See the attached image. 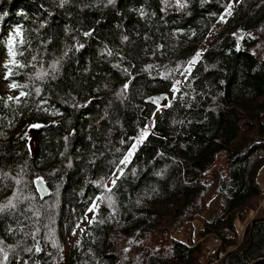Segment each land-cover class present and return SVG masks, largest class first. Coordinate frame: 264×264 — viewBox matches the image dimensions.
<instances>
[{
	"label": "trees",
	"instance_id": "1",
	"mask_svg": "<svg viewBox=\"0 0 264 264\" xmlns=\"http://www.w3.org/2000/svg\"><path fill=\"white\" fill-rule=\"evenodd\" d=\"M262 165L264 0H0V264L264 260Z\"/></svg>",
	"mask_w": 264,
	"mask_h": 264
},
{
	"label": "rangeland",
	"instance_id": "2",
	"mask_svg": "<svg viewBox=\"0 0 264 264\" xmlns=\"http://www.w3.org/2000/svg\"><path fill=\"white\" fill-rule=\"evenodd\" d=\"M227 17V14L223 15V19H225ZM12 33H16L14 31H12ZM10 37H8L5 41V48L2 50V64L8 62L10 60V57H11V47H10ZM1 72H3V65L1 67ZM1 88H2V91L7 94V95H11V90H12V87L5 81L3 80V77H2V82H1ZM176 88H173V93L175 92ZM171 91V92H172ZM17 92H12V96H14ZM172 96V95H171ZM145 136V135H144ZM144 136H142L135 144L134 146L131 148V150L129 151L128 155L126 156L125 160H124V163H127L132 154L134 153L136 147L139 145L140 141L143 140ZM264 168V167H263ZM263 168L261 169L260 173L262 172ZM116 177V175L114 176ZM259 178V177H258ZM39 194V193H38ZM264 200V192H262V194L256 198L255 202L256 203H261L262 201ZM220 207H221V197L220 195H217V197H215L209 204V207L207 209L206 212L200 214L197 216L196 220H195V232L198 230L199 228V221L204 217V216H212L216 213L219 212L220 210ZM244 227H245V222H239L238 223V230L240 233L243 234L244 232ZM178 236L180 238H184L185 237V234L184 232L183 233H180L178 234Z\"/></svg>",
	"mask_w": 264,
	"mask_h": 264
},
{
	"label": "water",
	"instance_id": "3",
	"mask_svg": "<svg viewBox=\"0 0 264 264\" xmlns=\"http://www.w3.org/2000/svg\"><path fill=\"white\" fill-rule=\"evenodd\" d=\"M36 187L42 199H45L47 196H49L50 189L45 181L36 180ZM252 264H264V260H258L256 262H253Z\"/></svg>",
	"mask_w": 264,
	"mask_h": 264
},
{
	"label": "built area",
	"instance_id": "4",
	"mask_svg": "<svg viewBox=\"0 0 264 264\" xmlns=\"http://www.w3.org/2000/svg\"><path fill=\"white\" fill-rule=\"evenodd\" d=\"M260 205H261V203H260ZM251 218H253L252 215H251ZM248 224H249V222L246 223L245 227ZM211 240H212L214 245L207 250V253H208V255L214 256V255H217V253H218V246H219V244H221V238L218 235L214 234V235H212Z\"/></svg>",
	"mask_w": 264,
	"mask_h": 264
},
{
	"label": "crops",
	"instance_id": "5",
	"mask_svg": "<svg viewBox=\"0 0 264 264\" xmlns=\"http://www.w3.org/2000/svg\"><path fill=\"white\" fill-rule=\"evenodd\" d=\"M264 165H262V167L260 168V170H259V173H258V182H259V185H260V187H261V189L263 190V192H264ZM263 168V170H262V172L260 173V171H261V169ZM261 204H262V202H261Z\"/></svg>",
	"mask_w": 264,
	"mask_h": 264
},
{
	"label": "snow or ice",
	"instance_id": "6",
	"mask_svg": "<svg viewBox=\"0 0 264 264\" xmlns=\"http://www.w3.org/2000/svg\"><path fill=\"white\" fill-rule=\"evenodd\" d=\"M13 87H15V85H13Z\"/></svg>",
	"mask_w": 264,
	"mask_h": 264
},
{
	"label": "bare ground",
	"instance_id": "7",
	"mask_svg": "<svg viewBox=\"0 0 264 264\" xmlns=\"http://www.w3.org/2000/svg\"><path fill=\"white\" fill-rule=\"evenodd\" d=\"M11 253V252H10Z\"/></svg>",
	"mask_w": 264,
	"mask_h": 264
}]
</instances>
